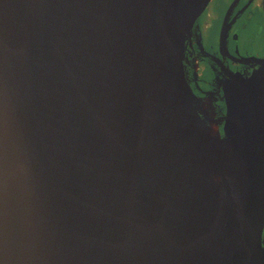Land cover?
<instances>
[{"label":"water","instance_id":"95a60500","mask_svg":"<svg viewBox=\"0 0 264 264\" xmlns=\"http://www.w3.org/2000/svg\"><path fill=\"white\" fill-rule=\"evenodd\" d=\"M204 4L0 0V264H264V61L211 133Z\"/></svg>","mask_w":264,"mask_h":264},{"label":"flooded vegetation","instance_id":"af4514ba","mask_svg":"<svg viewBox=\"0 0 264 264\" xmlns=\"http://www.w3.org/2000/svg\"><path fill=\"white\" fill-rule=\"evenodd\" d=\"M263 61L264 0H205L185 41L183 70L193 94L205 104L204 116L212 114L220 134L227 85L250 76Z\"/></svg>","mask_w":264,"mask_h":264},{"label":"bare ground","instance_id":"6f19581e","mask_svg":"<svg viewBox=\"0 0 264 264\" xmlns=\"http://www.w3.org/2000/svg\"><path fill=\"white\" fill-rule=\"evenodd\" d=\"M200 106H201V108H203L204 110L206 109L204 103L200 102ZM205 111H206V110H205ZM208 117H209L210 119H209V121L207 122V126H208L210 132L215 134V133H216L217 122H216V121H212V119H211L212 114L209 113V114H208ZM218 124H219V123H218ZM213 177H214V179H215L216 181H218V177H217V176H213Z\"/></svg>","mask_w":264,"mask_h":264}]
</instances>
